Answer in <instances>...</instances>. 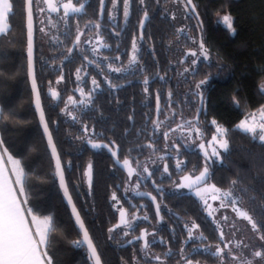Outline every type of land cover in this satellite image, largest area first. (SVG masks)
Here are the masks:
<instances>
[{"label":"trees","instance_id":"1","mask_svg":"<svg viewBox=\"0 0 264 264\" xmlns=\"http://www.w3.org/2000/svg\"><path fill=\"white\" fill-rule=\"evenodd\" d=\"M72 1L76 5L83 4V9L67 14L63 23L57 26L54 38L47 40L44 46L40 31L43 24L37 22L36 18L39 0H34V68L42 108L57 151L61 154L62 165H65V178L73 202L85 221L102 264H158L161 261L163 264H176L181 261L182 242L188 238L185 223L192 224L193 221L200 225L198 231L206 239H193L185 244L186 259L200 264H217L218 257L203 251L204 246H222V243L216 226L206 215L201 202L189 192H168L162 188L190 173L194 165L197 166L195 174H199L203 168V154L197 146L185 148L180 139L176 140L182 152L179 158L187 162L183 171L176 172V151L172 150L171 158L165 157L163 133L181 122V119H192L196 115L195 104H180L179 101L185 98L188 80L194 84L211 73L209 82L204 86L206 115H200L201 124L206 121L209 123L205 137L210 138L215 132L214 126H210L213 119L232 131L229 133L230 149L222 153V163L218 161L212 165V177L206 183L216 184L222 190H232L254 220L258 223L264 221V144L258 138L253 139L252 134L242 133L234 127L246 113L256 112L264 104V98L257 92L258 86L264 81V0H194L200 19L204 22L212 65L209 67L201 61L197 75H188L186 82L181 81L183 76H180L179 61L193 45L177 29H180V25L188 36L197 38L198 33L195 31V16L186 17L182 4L174 0H145V4L140 5L139 0H132L131 15L125 23L123 0H118V10L113 9L112 0H107L103 10L100 0ZM145 10L149 16L142 30L144 39L141 43L139 21ZM58 13L48 12L49 20L57 23ZM218 13H230L234 17V33H229L215 20ZM8 23L9 31L0 34V71L4 74L0 78V107L4 108L6 114L14 109L15 115L11 121L0 124V136L6 140V147L13 159L28 155L27 161L22 160L21 165L29 174L28 182L32 185L31 203L28 206H35L33 215L40 218L54 215L52 244L56 258L61 264H92L84 245L75 247L71 244L81 234L74 225L58 187L54 164L32 106L27 78L24 0H16L14 13ZM97 25L100 27L97 28ZM77 35L86 39L97 35L106 47L93 50L89 45L82 48L77 45L73 53L69 54L67 50L74 46ZM133 35H136L137 47L140 49L138 63L144 70L134 75L127 71H112L128 65ZM117 56L118 60L115 59ZM186 63L188 60L184 65ZM218 64L223 67L218 69ZM77 69H80L79 83ZM61 72L64 80L57 84ZM145 77L151 78L153 82L145 85ZM157 77L165 79L162 81ZM93 79L100 84V90L93 94L92 104L85 107L79 103L74 105L73 101L68 100L72 96L74 101H80V89L84 92L82 99L87 100L89 90L93 88ZM109 82L120 87L109 88ZM145 87H148V93L144 92ZM51 90L59 93L58 99L52 98ZM158 93L163 109L160 114L156 111ZM234 96L241 100L239 108L232 102ZM171 101L177 103L169 107ZM66 104V111H61L66 108ZM173 110L175 119L166 120V117L173 116ZM71 114L79 122L74 121ZM153 120L163 122L161 128L164 129L155 138L150 135ZM89 139L94 143L108 144L110 148L115 141L118 147L113 150H117V158L122 165L125 158L131 164L140 166L145 160L164 154L161 169L151 171L154 175L140 182L138 188L157 197V203L161 205L160 218L156 215L155 204L149 198L141 197L137 192L129 196L125 194V169L114 162L107 149H92ZM150 143L153 145L151 149L145 147L140 150L137 147ZM165 160L170 164L171 179L166 176L161 178ZM68 161H71V167L66 166ZM90 163L93 165L91 187L84 176ZM237 177V185L231 189L230 181ZM153 181L163 189L162 193L158 194L154 190ZM113 193L127 214L137 213L149 217L148 221L135 223L133 230L128 229V238L115 229L109 233V229L118 223ZM161 195L164 197L162 201ZM140 205L145 207L141 208ZM144 228L156 230L157 239L150 242L147 249L153 257L160 256L161 261L153 257L145 259V249H142L140 241L133 240L131 245L127 243V240H132L130 236H137ZM109 236L112 238L109 239ZM161 240L165 243H161ZM193 248L198 251L189 255ZM169 250L171 256L166 255ZM261 263L264 264V261Z\"/></svg>","mask_w":264,"mask_h":264},{"label":"snow or ice","instance_id":"2","mask_svg":"<svg viewBox=\"0 0 264 264\" xmlns=\"http://www.w3.org/2000/svg\"><path fill=\"white\" fill-rule=\"evenodd\" d=\"M46 4H48L49 8L53 11H56V8L53 7L51 0H44ZM159 2V0H157ZM176 2V0H174ZM180 4L183 5L185 16L191 18L195 16L197 21V25L195 31L198 33V38L195 36H188L186 30L182 27L177 29L178 33H183L185 40H190L193 47L189 48L187 51L183 53L179 64H184L189 58H191V64L188 67L183 69L182 75L187 81L188 75L195 76L198 73L199 63L201 61L205 62L209 67L212 65V53L210 47L208 46L207 38L204 32V22L200 19V13L197 11V4L194 3V0H178ZM107 0H100L101 9L105 7ZM131 3L132 0H123V16L125 19V23L128 22L131 15ZM140 5L145 4V0H139ZM27 16H26V29H27V76L31 80V88L32 93L35 96V107L36 111L40 116V124L43 126L44 136L47 137V146L51 150V156L54 159V175L59 180V189L63 192V197L67 201V204L71 206L72 216L75 219V225L78 226L81 236L74 241H71V244L75 247H82L84 244L87 245V253L88 259L90 261H94V264H101V257L97 253V248L93 244L92 238L89 235V230L85 226V221L82 219L80 212L78 211L76 205L73 203V197L69 190V183L65 178V165H62L61 154L57 151V146L54 143L53 135L49 130V124L45 120L44 109L41 106V98L40 92L38 91L36 76H35V68H34V58H33V19L36 15L34 11V0H27ZM113 9L118 10V0H112ZM16 6V0H0V34L7 33L9 31V19L10 16L14 13ZM65 9L68 8V5H64ZM84 5L81 4L79 8H74V12H80L83 9ZM39 12H44V8H39ZM67 17V12L65 13ZM149 13L147 10L144 11L143 17L139 21V26L141 29L139 35V41L142 43L144 39L143 28L145 25V21L148 19ZM112 18L111 11L109 12V19ZM173 18L175 15L173 14ZM217 22L221 23L229 33H234V17L230 13H226L222 16L217 14ZM88 27V25H86ZM100 26L97 25V28ZM41 32L45 31L43 28L40 29ZM117 35H120L119 33ZM80 42V36L77 35L76 41H74V46L68 48V53H73L75 47ZM178 42V41H177ZM106 47V45L104 46ZM119 49L117 48V51ZM140 49L137 47V37L133 35L132 39V52L130 54V60L128 65L123 68H115L112 69L114 72H129L130 74H135L138 71H143V66H140L138 63ZM68 59V57H65ZM87 60V57H85ZM107 59V58H105ZM115 59H119L117 56ZM89 64L92 61H88ZM218 69H221L223 65L218 64ZM80 69H77V82L79 83L81 77L78 75ZM3 72L0 71V78H3ZM211 73L205 75V77L194 84L189 82L190 87L185 92V98L182 101H179L180 104H195L196 106V115L192 117L190 120H183L177 125L175 129H169V131H165L163 133L165 140V148L169 149L165 153V157H172V150L176 151V163L175 170L176 172H181L187 167V162L185 160L180 159L179 157L182 155L180 151V147L175 143V138L171 135V133L180 131L182 134V138L184 137V129H187L186 139L192 141L193 146H197L203 154V168L199 171V174H195L196 165L193 166V169L190 173L185 174L180 177L179 182L173 180V184L176 189H188L189 192L195 197L199 198L200 201L204 202L205 210L211 209L212 205L207 202V195L211 193V199L213 201H220V208H226L231 206L236 215L244 220L248 221L251 225V229L258 236L260 241H264V221L257 222L253 219V217L249 214L248 211L243 210L239 207V198L234 196L232 190L224 189L217 187L216 184H207L206 182L212 177V165L216 162H223L222 153H227L230 149V137L229 133L232 131L231 129L225 128L223 125L219 124V122L215 119L211 120L210 126H214L215 132L212 135L211 140L206 141L205 132L209 123L206 121L204 124H201L200 115L203 113L206 115V100L204 86L209 82ZM160 80H164V77H157ZM62 80H64L63 72H61V76L57 78L56 83L59 84ZM153 82L151 78L145 77L143 83L145 85H150ZM131 83V82H130ZM93 88L89 90L88 99L74 101L72 96L68 97L69 101H73V104H82L85 107L93 103V94L100 90V84L93 79L92 80ZM120 87L118 85H112L109 82V88L115 89ZM81 95H84L83 89H80ZM145 93H148V87L144 89ZM258 94L264 98V81L260 83L257 88ZM52 98L58 99L59 93L56 90H51ZM172 92H169V98H171ZM161 95L158 93L156 95V111L160 114L163 109L160 107ZM233 104L239 108L241 104V100L237 99L235 96L233 97ZM172 103H177V101H171L169 107H171ZM66 108L61 111H66ZM258 113V115H257ZM15 115V110H9L6 114L3 107H0V124H3L5 121H11L13 116ZM74 121L79 122L76 116H72ZM131 120L132 117H129ZM175 119V110H173L172 117H166V120ZM163 122H158L156 120L152 121V133L150 134L153 138H155L160 130L161 124ZM235 130H239L245 134H252L253 139L258 138V140L264 144V104H261L256 112L246 113L245 119L241 120L235 126ZM85 134H87L88 129L85 126ZM143 131V129L141 130ZM94 135V134H93ZM76 139H82V137H76ZM172 141L170 144L169 141ZM206 141V143H205ZM92 149L105 148L108 149L112 155V157H117V150H113L117 148L115 141L112 142L113 147H109L108 144L94 143L91 139L88 140ZM207 144V147H206ZM140 150H143L145 147L153 148V145H138ZM183 147L187 148L189 145L186 143ZM211 149L209 152L208 149ZM8 156V160L12 161L14 167L11 173V176L5 175V170L0 169V264H61V262L55 256V247L52 244V233L54 232V215L45 216L43 219L40 217L33 215L35 210L34 207H29L28 205L31 203L30 195L32 194V185L28 182L30 177L26 172L25 167L22 165V160L27 161L28 155L22 157V159H13V157L9 154V148L6 147V140L3 136H0V161L4 160V156ZM165 157H158V159H165ZM155 163V161H151ZM116 163L119 164L121 161L119 159L116 160ZM124 166L129 165V160L127 158L123 161ZM67 167H71V161L66 162ZM170 164L165 160L163 171L161 173V178L165 176L169 179L172 177V173L169 171ZM93 165L90 163L87 166V169L84 173V176L87 177V181L89 183V187H91L92 182V172ZM155 171H159L157 167ZM144 173H147V177L137 173V185L136 188H139V181L150 179L154 172L149 171L147 167L143 169ZM14 176V179L12 178ZM131 179V175L129 176V180ZM238 177L230 181V188L235 189ZM203 185V186H201ZM154 190L160 194L162 193V188L153 181ZM128 189H126V192ZM138 194L143 196L150 197L153 204L156 206V215L160 218V210L161 205L157 203V197L152 195L150 192H138ZM163 195L160 196L161 201L163 200ZM112 200L119 204V201L116 198V194L113 193ZM139 207L143 208L145 205H140ZM120 212V224H123L130 231L134 229L135 224L132 222L139 223L142 219L143 221H148V215H144L142 218L136 215H133L132 221L125 219V210L121 207L119 209ZM209 216L213 215V212H208ZM31 217V219H29ZM162 219V218H161ZM213 223L217 224V230H219V223L216 219L213 220ZM224 223L227 224V217L224 218ZM120 224L115 225L114 228L109 229V233H111L115 228H119ZM200 225L196 224L194 221L191 224V227L185 223V229L188 232V238L182 242V246L180 249L181 252V261H185L186 257L184 255L185 249L184 245L187 244L190 240L199 239L205 240L206 237L203 233H200L199 236H195L193 230H198ZM235 230L232 232V235L235 236ZM125 237L128 235L127 232L124 233ZM149 234L144 230H141L139 236L133 237L132 240H127V243L131 245L133 240L140 241L143 240L144 243L142 245V249H147L149 247L150 242L146 239ZM112 237L109 236V239ZM220 242L223 244V247L220 244H217L215 247V251H212V246L207 245L203 247V251L205 253H209L213 256L219 257L220 264H225V258L229 255L231 256L232 261H237L238 264H255L256 259L258 258L261 261H264V244L260 245V248L254 251H250V244L244 243L243 241H237L234 245L232 241L225 242V234L223 231H220ZM161 243H165V241L161 240ZM231 245V247H230ZM239 250V255L236 254L235 250ZM227 250V251H225ZM245 250L250 251L251 258H249L245 254ZM198 250L193 248L189 255L196 254ZM52 253V254H50ZM167 256H171L172 252L169 250L166 253ZM147 259V257H145ZM153 259L157 261H161L160 256H155ZM135 260V256L133 257ZM186 264H193L191 260H187Z\"/></svg>","mask_w":264,"mask_h":264},{"label":"rangeland","instance_id":"3","mask_svg":"<svg viewBox=\"0 0 264 264\" xmlns=\"http://www.w3.org/2000/svg\"><path fill=\"white\" fill-rule=\"evenodd\" d=\"M82 1H84V0H82ZM176 2H178V0H176ZM51 3L53 5V7L56 8V11H53L51 8H49L48 4H46L44 2V0H39V2L37 4V7H36V10H37L36 11L37 12V15H36L37 22H39L40 24H43V26L41 28H43L45 30V31L42 32V38L43 39H41V40H43L42 44L44 46H45L47 40H49V39L52 40V38H54V36L56 34L57 26L59 24L63 23V21H64L65 13L66 12H67V14L72 13V12H74L73 11L74 8H79L81 6V4H79V5L78 4L77 5L74 4V2L72 0H60V1L59 0H51ZM64 5H68V8L65 9ZM41 7L44 8V12H42V13L39 12V8H41ZM176 11H178V10H176ZM48 12H51V13L59 12L58 13V20L59 21L57 23H54V22L50 21L49 18H48V15H47ZM176 14H177V12H176ZM219 15L222 16L224 14H219ZM215 20L217 21V15L215 16ZM179 27L182 28V26H180V25H179ZM85 45H89L91 47V49H93V50H98V49H100V48H102L104 46V43L102 42L101 38L99 36H97V35H94V36H92L90 38H87V39L84 38L83 36H80V42L78 43V46L80 48H82ZM190 64H191V59H188V64L187 63H186V65L181 64L180 65V71H179L180 74L183 72V69L185 67H188ZM180 76L182 77V75H180ZM187 80H188V78H187ZM181 81L186 82L184 77L181 78ZM183 82H182V84H183ZM189 82H191V81L188 80V82H187L188 85H186L187 89L190 87ZM192 84H193V82H192ZM79 95H80V98L82 100L83 96L81 95V93ZM71 116H73V114H71ZM243 119H245V117ZM188 120H190V119H188ZM179 123L180 122L176 123L174 125V127H172L171 129H175ZM163 130L164 129L160 127L159 132L161 133ZM183 132H184V137L185 138H182V134H181L180 131H176V132L171 133V135L175 138V143H176V140L180 139L182 144L185 145L187 143L189 145V147H193L192 141L186 139L187 129H184ZM211 138H212V136L210 138H206V141L207 140H211ZM206 141H205V143H206ZM169 143L171 144L172 141L170 140ZM196 143H197V147H198L199 141H197ZM206 147H207V144H206ZM168 150L169 149H166L165 146H164L163 153L165 154ZM208 151L210 152L211 149L209 148ZM164 154H162V156H164ZM162 156H158V157H162ZM158 157L156 156V157L149 158V159L145 160L140 166L133 165L130 162H129V165L127 167L123 165V167H124V169L126 171V175H127V183H126V188H125V194L127 196L135 193L138 190L136 188V185L138 183V181L136 179L137 173H140L143 176L147 175V173L143 172V169L145 167H147L149 169V171H153L157 167L161 169L163 161H162V159H158ZM151 161H155V163H152ZM130 175H131V179L129 180V176ZM179 179H177L176 181L179 182ZM142 181L143 180L139 181V183L142 182ZM207 184H209V183H207ZM201 186H203V185H201ZM162 188L164 190L168 191V192H174V191L189 192L188 189H176L175 185L173 183L171 185H169V186H163ZM126 189H128L127 192H126ZM197 199L199 200V198H197ZM200 202L203 205L204 210H205L204 202L203 201H200ZM207 202H208V204L212 205V208L205 210V213L212 221L214 219H216L218 221L219 230H217V231L219 233V236H220V231L224 232V234H225V242L232 241V244L234 245L237 241H243L244 243L250 244V251H254V250L259 249L260 245L264 243V241H260L258 236L256 235V233H254L252 231L251 225L248 223V221L244 220L243 218L238 217L236 215V213L233 211L231 206L226 207V208H220L219 207L220 201L219 200L213 201L211 199V193L207 195ZM113 204H114L115 210L118 212V223L116 224V225H118V224H120V212H119V209L121 207L119 206V204L117 205L116 202H114ZM238 206L241 207L243 210H246L245 207L242 204L239 203ZM208 212H213V215L209 216ZM133 215L139 216L141 218L144 216L142 214L138 215L137 213H132V214H127L126 213L125 214V219H127L129 221H132ZM225 217H227V220H228L227 224L224 223V218ZM41 219H43V218H41ZM132 222L134 223V221H132ZM214 225L217 228V224L214 223ZM188 226L191 227V224H188ZM115 230L119 231L120 233L122 232V236L124 238H128L129 234L126 237L124 235L125 232L128 233V228H126L123 224H120V227L119 228H115ZM235 230H238V231L236 232V235L233 236L232 232L235 231ZM193 232H194L195 236H199L200 235V232L198 230H193ZM147 233L151 234L148 231H147ZM151 236L148 238L149 241H154V240L157 239V238L154 239L153 236L152 237ZM133 237H135V236H133ZM133 237L131 238V236H130V239H133ZM143 243H144V241L142 240L141 244L143 245ZM215 247L216 246H212V251L213 252L215 251ZM221 247H223V244H222ZM230 247H231V245H230ZM225 251H227V250H225ZM235 251H236V254L239 255V250L237 249ZM250 251L249 250H245V254L249 258H251ZM143 254H144V257H147V259H149L150 257L154 256L148 249L143 250ZM186 261H187V259L185 261H179L176 264H186ZM158 264H163V262L162 261L158 262ZM193 264H200V263L193 262ZM217 264H220V260H219V262ZM225 264H238V262L237 261H232L231 260V256L229 255L228 257L225 258ZM255 264H262L261 260H259L257 258L256 261H255Z\"/></svg>","mask_w":264,"mask_h":264},{"label":"water","instance_id":"4","mask_svg":"<svg viewBox=\"0 0 264 264\" xmlns=\"http://www.w3.org/2000/svg\"><path fill=\"white\" fill-rule=\"evenodd\" d=\"M27 7H28V5H27V0H24V11H25V28H26V16H27ZM26 43H27V29H26ZM33 58H34V19H33ZM26 61H27V48H26ZM27 78H28V76H27ZM28 83H29V87H30V90H31V99H32V106H33V108H34V111H35V113H36V117H37V120H38V125H39V128H40V130H41V133H42V136H43V138H44V141H45V144H46V147H47V149H48V152H49V154H50V157H51V159H52V161H53V164H54V159L52 158V156H51V150L48 148V146H47V137L46 136H44V133H43V126L40 124V116H39V113L36 111V107H35V96H34V94L32 93V88H31V80L28 78ZM38 87V86H37ZM39 91V90H38ZM41 106H42V103H41ZM45 120H46V118H45ZM50 130V129H49ZM101 144H104V143H101ZM90 145V144H89ZM91 146V145H90ZM108 150V149H107ZM109 151V150H108ZM109 153H110V151H109ZM111 154V153H110ZM112 156V155H111ZM113 158V160H114V162L116 163V160L118 159L117 157H112ZM117 164V163H116ZM117 165H122L121 163H119V164H117ZM124 168V167H123ZM57 182H58V187H59V180H58V178H57ZM61 191V190H60ZM61 194H62V197H63V192L61 191ZM145 197H148V196H145ZM63 200H64V202H65V204H66V206H67V208H68V211H69V213H70V215H71V217H72V219H73V221H74V225H75V219H74V217L72 216V212H71V206L70 205H68L67 204V201L64 199V197H63ZM74 203V202H73ZM76 226V225H75ZM76 228L79 230V228H78V226H76ZM79 232H80V230H79ZM81 235H82V233H80ZM84 247H85V250L87 251V245L86 244H84ZM98 253V252H97ZM92 262V264H94V261H91ZM101 264H102V262H101Z\"/></svg>","mask_w":264,"mask_h":264},{"label":"crops","instance_id":"5","mask_svg":"<svg viewBox=\"0 0 264 264\" xmlns=\"http://www.w3.org/2000/svg\"><path fill=\"white\" fill-rule=\"evenodd\" d=\"M258 115V113H257ZM13 163L12 161L8 160V156L5 155L4 156V160L0 161V169H4L5 170V175L6 176H11V173L13 171ZM14 179V176L12 177ZM29 219H31V217H29Z\"/></svg>","mask_w":264,"mask_h":264},{"label":"flooded vegetation","instance_id":"6","mask_svg":"<svg viewBox=\"0 0 264 264\" xmlns=\"http://www.w3.org/2000/svg\"><path fill=\"white\" fill-rule=\"evenodd\" d=\"M59 1H60V0H59ZM121 164H122V163H121ZM122 166H123V165H122ZM136 192L138 193V192H143V191L138 190V191H136ZM143 197H145V196H143ZM145 198H149V199H150V197H145ZM150 200H151V199H150ZM141 220H142V219H141ZM135 223H136V222H134V224H135ZM146 227H147V226H146ZM141 230H144V231H146V232L148 231V230H146V229H141ZM141 230H140V232H139V234H138L137 236L140 235ZM155 231H156V230H149V231H148V232H150L151 234L154 233V237H153L154 239L157 238L156 235H155ZM150 236H151V235H148V236L146 237V239H148ZM135 237H136V236H135ZM151 237H152V236H151ZM141 241H142V240H140V242H141Z\"/></svg>","mask_w":264,"mask_h":264}]
</instances>
